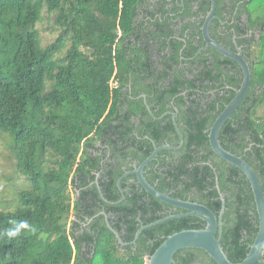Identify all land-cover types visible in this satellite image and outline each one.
<instances>
[{
  "label": "trees",
  "instance_id": "16d2710c",
  "mask_svg": "<svg viewBox=\"0 0 264 264\" xmlns=\"http://www.w3.org/2000/svg\"><path fill=\"white\" fill-rule=\"evenodd\" d=\"M254 1L217 0L218 18L210 32L234 50L236 34L251 65V89L223 126L220 140L245 157L264 186V9L255 14ZM166 2L0 0V131L13 135L17 170L30 183L20 189L16 208L0 207V264H147L169 235L204 228L206 222L197 216L174 218L145 229L132 244L142 224L185 210L146 192L135 175L122 181L126 198L120 203L106 202L97 183L89 185L110 153L98 182L106 199L117 202L122 198L117 182L135 168L130 163L140 165L170 133L176 137L169 143L180 144L173 118H156L169 99L179 109L184 144L160 151L145 176L158 190L217 213L222 206L218 179L226 199L222 245L233 262L247 256L259 228L251 184L214 152L209 138L243 71L214 48L209 56L198 53L205 42L191 21L194 1L186 0L190 12L175 27L165 16ZM145 4L155 6L151 17L161 13L164 20L146 21L144 15L138 23ZM210 6L211 0H203L201 11L206 14ZM46 14L59 30L49 43L38 28ZM219 19L227 22L221 29ZM133 75L151 77L146 93L154 115L143 99L128 96L124 104V87ZM141 115L144 131L134 121ZM101 211L128 245L119 243ZM91 218L90 230L80 233ZM174 258L173 264H217L201 249H183ZM258 264H264V256Z\"/></svg>",
  "mask_w": 264,
  "mask_h": 264
},
{
  "label": "water",
  "instance_id": "95a60500",
  "mask_svg": "<svg viewBox=\"0 0 264 264\" xmlns=\"http://www.w3.org/2000/svg\"><path fill=\"white\" fill-rule=\"evenodd\" d=\"M218 3L217 0H211L210 9L205 16V20L202 26L203 38L206 43V48H214L216 51L222 55L231 58L236 61L243 71V79L239 88H234L235 95L231 101L225 105L222 112L218 115L213 125L210 128L209 138L211 146L214 152L229 162L230 164L238 167L248 178L251 188L254 194V199L256 203V209L259 217V228L258 233L255 238L254 243L252 244L247 256L241 262H233L228 254L226 253L222 245V234L224 226V213L226 210V199L225 195L221 191L219 180L217 179V188L220 193V198L222 206L220 211L217 213L207 205L191 200H183L171 196L168 193L158 190L153 186L145 176L146 166L156 159L159 152L162 150H179L184 144V136L182 131L179 128V124L174 114L173 120L176 127L177 133L180 137V144L174 146L171 144H164L161 146L154 145V150L150 156H148L140 165H136L135 169L131 171H126L117 182L118 188L122 193V198L117 202H112L106 199L99 182L97 185L99 192L102 198L108 203H120L125 198V190L122 187V181L129 175H135L137 177L138 183L151 194L152 196L158 198L159 200L173 206L185 210L183 213L171 214L165 218L159 219L150 224H142V226L136 232L135 238L131 242L135 244L139 239L141 233L152 226L161 224L165 221L181 218L186 216H197L206 222V226L200 229H184L178 232H175L169 235L162 244L156 249V251L147 258V264H173L175 261V254L183 249H201L209 254V256L217 264H258L264 256V186L260 179L258 172L255 168L245 159L242 155H237L229 150H227L221 140L220 133L225 125V123L232 118L233 114L238 110L246 96L248 95L251 85H252V69L249 61L244 55L243 47L238 45L236 42V49H231L224 46L216 39L211 36L210 27L212 22L218 18L217 16ZM203 49H200L198 53L202 52ZM150 109V107H149ZM101 214H104L107 221V226L115 233L119 243L123 246L128 245L129 243L124 242L121 234L111 225L108 215L105 211H102ZM219 232V235L217 233Z\"/></svg>",
  "mask_w": 264,
  "mask_h": 264
},
{
  "label": "flooded vegetation",
  "instance_id": "af4514ba",
  "mask_svg": "<svg viewBox=\"0 0 264 264\" xmlns=\"http://www.w3.org/2000/svg\"><path fill=\"white\" fill-rule=\"evenodd\" d=\"M192 1H194L193 8H194V11H195L196 15H192L191 21L193 22V24L194 23H197V25L199 26L197 30H198V32L201 31V34H202V37H203L202 26H203L204 19H205V16L207 15L208 11L206 12V14H204L201 11V7H202L203 0H192ZM154 7L155 6H152V5L151 6H147L146 4L143 5L142 7H140V13H139V17L140 18H139V22L138 23H141L142 22V20L144 19V15H145L146 21L147 20H150V19H151V21H155V19H157V18H160L161 21H163L164 19L162 18L161 13L156 14L154 18L149 15V13L154 9ZM165 8L167 9V13L165 14V16L166 17H170V20L168 22L171 25H174V27H175V25H178L180 23L179 21H180L181 18L186 17V15L190 12L189 8L186 6V0H167V2L165 4ZM219 23H220L219 29H221V28H223V25H225L227 22H223L221 19H219ZM231 23H233V21ZM146 25H148V22L145 23V26ZM165 30L167 31V30H169V28H166ZM237 38H238V36L236 34H234L233 35V41L235 43V48H236ZM197 40L198 41L196 42V44L197 43L199 44L200 43V35L197 36ZM203 40H204V38H203ZM200 49H203L202 52L204 51L205 52V55H207V56H209L211 54L210 53V47L209 48H206V43L203 46L201 45V47L199 48V50ZM139 71L140 70L137 69V67L135 65V69H133V72H135L136 75H138L139 74ZM150 78L151 77H149L148 79L135 78L134 75L131 77V79L129 80L128 84L124 87V93H123V97L122 98H124V104L125 105L126 104H129V101L126 100V99H128L127 98L128 96L130 98H134V99H143V102L146 105V109L151 114H153V112H152V105L149 104L148 95L146 93L147 92L146 90L148 88H151L150 86L153 83ZM161 83H163V82L160 81V84ZM158 84H155V87ZM183 93H185V92H183ZM153 105L157 107L159 104H158L157 101H154V104ZM149 107H150V109H149ZM166 108H167V110L164 111L163 115H161L159 117H156V118L157 119L158 118L161 119V118H163L164 116H167V115H170L173 118V116L175 114L176 115V119H177L179 109H178L177 105L175 104L174 99H169L168 100V102L166 103ZM142 117H143L144 120H146V117L144 115H141L138 118H134V121L137 123V127H140L144 131L146 129V125L144 123H142ZM177 122H178V120H177ZM173 123H174V120H173ZM175 129H176V127H175ZM134 132L136 134H138L137 129H134ZM172 137L175 138L176 135L174 133H170V135L168 134V136L163 137L162 139L165 142L164 144H170L169 143V140ZM164 144H162V145H164ZM250 149H251V146H249L248 148H246L245 151H248ZM96 154L97 155H101L102 154V151L97 152ZM109 155H110V153H107V155L100 161L101 162V165H102V170H103V167L105 165V162L109 160ZM129 165L132 166V167H135L136 166V163H130ZM123 168H125V166H123ZM102 170H100L97 173L96 180L90 181L89 185H93L94 183H97L98 178L100 177ZM127 171H129V170H127ZM132 181H134V180L132 179ZM79 194H80V191H78V195ZM76 197H77V195L75 196V200H76ZM92 221H93V218L88 219V221L82 223V225L80 227V233H84L85 230H90V224H91Z\"/></svg>",
  "mask_w": 264,
  "mask_h": 264
},
{
  "label": "rangeland",
  "instance_id": "374dc122",
  "mask_svg": "<svg viewBox=\"0 0 264 264\" xmlns=\"http://www.w3.org/2000/svg\"><path fill=\"white\" fill-rule=\"evenodd\" d=\"M264 0H255L250 8L257 14L262 13ZM45 43L52 42L59 34L54 26V20L47 18L38 25ZM14 137L11 133L0 131V207L14 209L20 203L19 192L22 187L30 184L28 179L21 176L17 170L13 151ZM73 219V216H72ZM199 264V263H195Z\"/></svg>",
  "mask_w": 264,
  "mask_h": 264
},
{
  "label": "built area",
  "instance_id": "2783aa9c",
  "mask_svg": "<svg viewBox=\"0 0 264 264\" xmlns=\"http://www.w3.org/2000/svg\"><path fill=\"white\" fill-rule=\"evenodd\" d=\"M117 84H118V82L116 81V79L113 78L111 85L113 87H115V86H117Z\"/></svg>",
  "mask_w": 264,
  "mask_h": 264
}]
</instances>
